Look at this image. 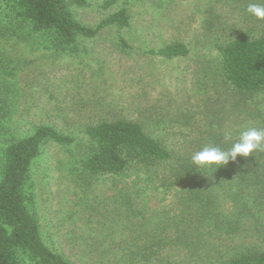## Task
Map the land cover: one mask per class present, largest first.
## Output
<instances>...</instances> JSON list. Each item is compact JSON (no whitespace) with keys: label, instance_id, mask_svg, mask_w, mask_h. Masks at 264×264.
I'll list each match as a JSON object with an SVG mask.
<instances>
[{"label":"trees","instance_id":"1","mask_svg":"<svg viewBox=\"0 0 264 264\" xmlns=\"http://www.w3.org/2000/svg\"><path fill=\"white\" fill-rule=\"evenodd\" d=\"M119 1L110 0L104 7ZM85 5L87 0H0V38L40 40V46L27 44V50L74 55L104 30L121 33L132 28L133 16L125 4L89 28L71 9ZM117 43L129 49L120 35ZM83 48L87 51L86 45ZM217 50L220 91L204 100L195 114L178 113L176 123L188 133L176 142L157 136L154 130L159 124L152 121L116 117L83 126L84 152L72 169L73 177L83 193L92 194L98 182L108 184L106 197L96 203L103 205L97 230L102 232V224L110 225L114 233L120 227L131 228L122 238L109 231L104 241L110 235L112 239L105 248L97 239L100 233L88 232L87 222L74 238L62 231L49 236V244L43 239L33 169L47 146L71 148L75 139L47 122L19 134L21 119L14 117L23 95L17 64L1 57L0 264H264V250L246 246L243 240L229 255L220 257V251H212L216 239L264 235V152L254 158L238 156L215 173L197 169L191 162L192 155L210 143L230 147L228 134L235 139L247 127L264 128V32L239 34ZM189 53L187 45L179 42L147 51L166 61L184 59ZM151 187L168 192L173 208L164 213L161 224H154L153 231L136 233L138 224H150L139 203Z\"/></svg>","mask_w":264,"mask_h":264},{"label":"rangeland","instance_id":"2","mask_svg":"<svg viewBox=\"0 0 264 264\" xmlns=\"http://www.w3.org/2000/svg\"><path fill=\"white\" fill-rule=\"evenodd\" d=\"M108 1L87 0L84 7L71 9L81 24L95 28L125 4L133 16L132 28L121 33L104 30L91 42L83 43L79 54L36 49L35 45L28 51L27 44L40 46L41 41L0 38V58L17 64L23 95L15 108L18 116L14 117L16 121L21 119L19 134L47 122L75 139L71 148L47 146L33 169L34 202L47 244L49 236L58 232L68 231V238L78 236L86 222L90 234L100 233L97 239L102 242L101 248L110 246L112 235L122 238L131 229L120 227L114 233L110 225L102 224L99 232L96 224L103 205L98 207L96 203L106 197L108 184L98 182L92 194L83 193L73 177L72 169L79 165L84 152L80 145L84 125L116 117L152 121L159 124L154 130L157 136L168 143L176 142L188 133L176 123L178 113L195 114L204 100L220 91L217 46L239 34L264 32V21L246 12L250 0H120L104 7ZM119 35L129 49L119 46ZM172 42L187 45L188 57L166 61L147 54ZM147 192L149 196L140 198L139 207L150 217V224H138L136 233L153 231L154 224H161L164 213L173 208L168 192L156 191L155 187ZM109 231L112 235L105 242L103 236L107 237ZM244 236L216 239L212 251H220V257L229 255L242 240L246 246L264 250V235Z\"/></svg>","mask_w":264,"mask_h":264},{"label":"clouds","instance_id":"3","mask_svg":"<svg viewBox=\"0 0 264 264\" xmlns=\"http://www.w3.org/2000/svg\"><path fill=\"white\" fill-rule=\"evenodd\" d=\"M246 12L257 20L264 21V0H250ZM226 139L231 140L230 147L210 143L192 155V164L197 169H211L215 173L230 162H236L238 156L254 158L255 153L264 152V128L247 127L239 132L237 138L233 139L228 134Z\"/></svg>","mask_w":264,"mask_h":264}]
</instances>
